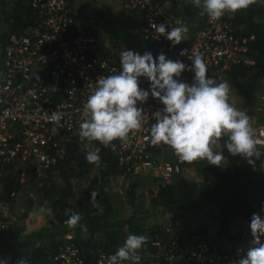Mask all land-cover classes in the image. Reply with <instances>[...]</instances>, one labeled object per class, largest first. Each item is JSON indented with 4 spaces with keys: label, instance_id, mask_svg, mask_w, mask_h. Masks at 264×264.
Wrapping results in <instances>:
<instances>
[{
    "label": "built area",
    "instance_id": "1",
    "mask_svg": "<svg viewBox=\"0 0 264 264\" xmlns=\"http://www.w3.org/2000/svg\"><path fill=\"white\" fill-rule=\"evenodd\" d=\"M34 22L27 33L10 34L4 41L0 73V180L22 166L54 169L65 156V145L78 135L83 121V106L101 77L121 71L120 62L113 55L96 56L99 48L95 25L77 21L72 15L69 0H28ZM264 10V0H256ZM123 8L130 13L143 14L141 39L152 45L147 53L153 58L164 54L167 59L182 61L190 67L193 54H201L207 66V76L215 81L227 79L235 68L252 70L254 35L244 32L231 14L219 20H210L191 37L186 33L180 44L174 45L166 35L154 27L166 24L167 30L177 26V20L168 11L151 0H125ZM183 23V22H182ZM187 49V55H181ZM175 78V77H174ZM179 80L191 85L194 72L185 70ZM142 90L149 91L146 102H137L145 114L142 126L129 134L125 141H114L103 146L116 160L122 176L130 179L147 178L163 184L185 172L184 162L167 145H152L150 130L153 115L164 105L151 96L150 82L139 79ZM264 111V95L259 100ZM62 114L59 124L50 121L52 112ZM253 125L257 148L264 152V124ZM224 138L217 143L220 150ZM261 164V182L258 192L262 197L261 217L264 218V156L255 159ZM2 193L0 184V195ZM251 220L239 219L235 225L245 233L242 244L223 250L216 242L203 238L193 247L183 250L178 236L169 226L162 227V237L156 239L157 251L144 256L140 264H236L252 246ZM8 230V221L0 215V234ZM72 236H66L70 240ZM264 242V237L261 238ZM113 252L99 251L86 261L79 247L66 242L44 261L32 264H107ZM122 264H129L125 261Z\"/></svg>",
    "mask_w": 264,
    "mask_h": 264
},
{
    "label": "trees",
    "instance_id": "2",
    "mask_svg": "<svg viewBox=\"0 0 264 264\" xmlns=\"http://www.w3.org/2000/svg\"><path fill=\"white\" fill-rule=\"evenodd\" d=\"M151 1L181 19L191 33L205 25L207 14L201 7H196L192 0ZM232 18L242 25L244 32L254 35L251 56L255 67L250 72L235 68L227 79L233 82L243 80L244 97L251 104L254 100V83L264 76V12L252 4L235 13ZM3 19L6 26L2 33L4 38L14 33H27L28 27L34 22L28 0H16L11 13ZM71 140L69 145H65V156L54 168L57 170L58 182L51 183L53 194L47 206L52 209L53 215H44L45 222L25 234L14 231L8 239H0V261L3 255L9 254L7 264H17L22 257L28 264L41 262L66 242L79 247L86 261H90L99 251L115 253L118 247L123 246L127 238L126 231L147 236L148 243L139 254L141 257L152 256L157 251L156 239L163 234L161 225L175 222L182 223L181 229L175 231L179 247L187 250L203 238L212 241L209 239L210 227L204 221L203 225L195 226L188 222L208 210L215 215L216 240L233 246L241 244L245 236L235 222L242 219L250 207L262 204L258 191L247 199L246 194L253 186V171L241 156L228 153L224 147V138L220 150L216 148L217 151H223L226 158L224 166L211 165L207 160L186 163L185 169L191 168L192 172L200 176L199 183L180 176L158 184L154 191L143 189L139 187L138 181L129 179L124 198L130 212L124 213L117 208L109 194L110 177L122 175L115 158L99 142H92V147L100 148L101 156V166L94 165L96 175L93 176L77 145L81 141L79 135ZM19 174L20 171L16 170L0 180V201L11 207L21 187ZM93 190L99 192L95 200L91 198ZM144 198L147 199L146 208ZM31 207L32 201L29 200L25 214ZM71 210L78 211L83 217L75 228H70L65 223ZM153 219L158 224L146 226ZM82 227H86L87 231H83ZM68 235L72 236L70 240H66Z\"/></svg>",
    "mask_w": 264,
    "mask_h": 264
},
{
    "label": "clouds",
    "instance_id": "3",
    "mask_svg": "<svg viewBox=\"0 0 264 264\" xmlns=\"http://www.w3.org/2000/svg\"><path fill=\"white\" fill-rule=\"evenodd\" d=\"M192 3L215 21L226 13L234 15L247 9L256 0H192ZM176 23L177 26L171 27L170 31L164 23H153L152 27L178 45L188 27L179 20ZM187 54V49L181 52L182 56ZM189 59L192 61L190 67L182 61L167 59L164 54L154 59L151 53L140 55L131 50L120 53L121 71L99 78L95 91L83 106L84 119L79 124L78 135L86 141L84 147L88 163L101 166L100 148L92 147V142L108 147L114 141L127 140L131 132L141 128L145 114L137 107V102H146L149 97V91L139 86L141 77L150 82L151 96L164 105L162 111L158 110L153 115L152 145L169 146L184 162L207 160L217 167L226 159L223 151L216 150L221 138H226L224 147L229 154L239 155L249 164L264 156V152L257 148L252 118L229 102V84L226 81L217 83L207 76V66L201 54L191 51ZM185 70L194 72L191 85L178 79ZM49 119L59 124L62 114L54 111ZM98 195L99 192L93 190L92 200ZM38 212L40 215H53L52 209L45 206H41ZM82 218L78 211L71 210L65 223L75 228ZM250 229L252 246L236 264H264V242L261 240L264 237V218L259 213L253 214ZM82 230L87 231V228L82 227ZM148 240L144 235L129 234L123 246L108 257L107 264L125 261L140 264L139 253ZM0 264L7 262L0 261ZM17 264H28V261L22 257Z\"/></svg>",
    "mask_w": 264,
    "mask_h": 264
},
{
    "label": "rangeland",
    "instance_id": "4",
    "mask_svg": "<svg viewBox=\"0 0 264 264\" xmlns=\"http://www.w3.org/2000/svg\"><path fill=\"white\" fill-rule=\"evenodd\" d=\"M124 1L125 0L122 1L121 8L123 9L125 13H129L125 11L123 8ZM99 12H101L103 17H99L95 20L94 19L90 20V18L81 19V20L90 22L91 25H95L96 28L94 30L96 32H98L100 30L99 28H101L100 26L98 27V25H102L103 34L104 36L106 35L105 39L111 40L115 37L117 33V31H114V29L119 28L117 27V24H116L118 20L123 23L125 22L121 20L119 18L120 16L116 15L115 13L113 14L109 13L111 16L108 17L106 13L102 11H99ZM5 15H7V13L0 15V72H1V59H2V50H3L2 48L4 46V41L6 39V37L4 38L2 36V33L6 27L5 21L3 19ZM14 34H17V33H14ZM17 35H20V34H17ZM227 80L228 79H224V80H219L216 82L220 83V82L226 81L230 86L229 102L240 110H244V111L247 110V108L249 107V104L245 103V100L243 99L244 97L241 93L242 83L240 81L229 82ZM85 143L86 141L81 140L77 143V145L79 146V149L81 150V152L83 153L86 159V152H85V147H84ZM88 165L90 166L91 175L93 176L96 175V170L94 168V165L90 163H88ZM37 169L38 167H32L31 171L26 172V173L20 171L19 181H20L21 187H20V191L15 196V203L12 207L9 204L0 201V215H2L8 221V230L0 234V239H4V240L8 239L14 231L23 232L27 230L28 227H31L32 225H36L38 218L42 219V216L44 217V215L39 214L38 210L41 206L47 207L50 202V199L53 194L51 183L55 181L58 182L57 170L55 169H46V170L38 169L37 170ZM15 171L16 169H14V172ZM112 179L113 180L110 179L109 181L110 189L112 190L114 189L113 191H115L116 193H118V191L122 193L120 194V198L112 195L113 202L115 203L117 208L121 210L122 212L124 213L130 212L129 205L126 203V200L123 196V190L125 187L128 186V183H129L128 180L130 178L119 175L117 178H112ZM134 180L138 181L139 187L143 189H147V190L155 188L159 184L156 180L147 179V178L134 179ZM148 182H150V184H148ZM144 199H145L144 207L146 208L148 207V204L146 201L147 199L146 198ZM29 200L32 201V207L30 211H28L25 214ZM259 207H260V203L258 204V208ZM253 214H256L255 210L247 211L246 214L244 215V219L251 220ZM214 218H215V215L213 214V212L211 210H208L202 213L200 217L194 218V220H192L191 222L193 223V226H195V225H203V221H204L206 223L205 225L210 227L209 235L211 236L215 232ZM44 222H45V219H44ZM156 224H158L157 221L153 219V220L148 221L146 226L156 225ZM166 225L169 226L173 231H178L182 227V223L175 222V223H169V224L164 223L163 225H161V228ZM129 234H131V232L126 231L125 236L127 237ZM215 242L218 245L222 244L221 242H218L217 240ZM238 245L240 244L233 245V246L227 245L225 248L220 247V246L219 247L222 248L223 250H230V249L237 247ZM1 258H2L1 259L2 261L7 262L9 259V254L3 255ZM141 258H142L141 260L145 259V257H141Z\"/></svg>",
    "mask_w": 264,
    "mask_h": 264
},
{
    "label": "crops",
    "instance_id": "5",
    "mask_svg": "<svg viewBox=\"0 0 264 264\" xmlns=\"http://www.w3.org/2000/svg\"><path fill=\"white\" fill-rule=\"evenodd\" d=\"M16 0H0V15L1 14H10L12 11V7L14 5ZM123 0H69L70 2V7H71V12L74 18L77 19V21H80L81 19H97L99 17H103L101 14L102 11L107 14V16H111L109 13L113 14L115 13L116 15L120 16L119 18L123 20L125 23L121 22L118 20L117 24V29H114V31H117L115 37L111 40L105 39L106 35L104 36L103 31H102V25H98L101 28L98 32L94 30V33L97 34L98 36V41H99V48L97 50V53H95L96 56H105V55H113L115 56L114 58L116 59L117 62H120V53L125 50H131L133 52H138L140 55H144L147 53L152 45H149L145 42L142 41L141 39V34H142V28L144 25V20H143V14L140 13H125L123 9L121 8ZM262 10V9H261ZM264 12V10H262ZM195 32H190L188 29V32L186 33V36L189 38L191 37ZM104 36V37H103ZM3 49V48H2ZM2 61V59H1ZM247 72H250L252 70H246ZM1 73V72H0ZM227 81L231 82L230 79ZM241 83L243 80L240 81ZM254 88L255 92L253 93L254 95V100L251 104H249V107L247 110V114L252 118V123L254 125H261L264 124V111L260 110L259 108L262 106H258V103L260 104L259 100L260 97L264 95V76L258 79L254 83ZM241 93L244 97V89L242 85V90ZM245 100V103H249L245 97L243 98ZM243 161L246 163V165L251 167L253 171V186L251 190L246 194L247 199L249 200L252 194L256 191H258V185L261 182V174L259 170L261 169V164L255 161V164H249L246 159L241 157ZM222 166L225 165V160L221 164ZM30 166H22L19 169H16L21 172H29L31 171ZM38 170V169H37ZM14 171H11L12 173ZM9 174V173H8ZM183 176L189 180H193L196 183H199V177L197 176L194 172L191 171V168H186ZM112 178H117V177H110L111 180ZM109 179V181H110ZM142 179V178H140ZM144 180V179H143ZM145 181V180H144ZM150 184V182H148ZM110 188V187H109ZM127 188V187H125ZM123 190V196L125 193V189ZM157 186L155 188H152V190H156ZM114 190V189H113ZM112 189H109V194L110 197L112 198L113 196H117L120 198V191L116 193ZM258 193V192H257ZM94 208H96V205H94ZM255 210L256 213H259L260 215L262 212V204H260V207L258 208V205H253L252 207L249 208L247 211H252ZM246 211V212H247ZM205 212V211H204ZM203 212V213H204ZM244 213V215L246 214ZM200 217V216H198ZM195 217V218H198ZM244 216L242 217V219ZM43 219V220H42ZM41 218L37 219V224L32 225L35 228L40 227L44 223V217L42 216ZM192 219H190L188 222H191ZM194 220V219H193ZM28 227L27 230L21 232L22 234H25L26 232H29L34 229V227ZM217 226L215 223V228L214 230L216 231ZM212 236V237H211ZM209 237L210 240L213 242L216 241L215 238V232L213 235ZM219 246L225 248L227 244L222 243Z\"/></svg>",
    "mask_w": 264,
    "mask_h": 264
}]
</instances>
